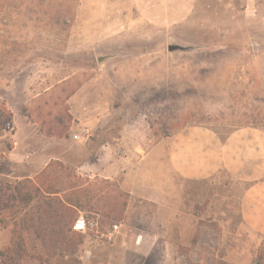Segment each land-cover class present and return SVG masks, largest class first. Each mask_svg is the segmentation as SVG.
<instances>
[{"label":"rangeland","instance_id":"374dc122","mask_svg":"<svg viewBox=\"0 0 264 264\" xmlns=\"http://www.w3.org/2000/svg\"><path fill=\"white\" fill-rule=\"evenodd\" d=\"M190 125L264 129V0H0V264H264L225 188L132 206L85 171Z\"/></svg>","mask_w":264,"mask_h":264},{"label":"crops","instance_id":"0c3cea01","mask_svg":"<svg viewBox=\"0 0 264 264\" xmlns=\"http://www.w3.org/2000/svg\"><path fill=\"white\" fill-rule=\"evenodd\" d=\"M82 138L75 141L71 137L68 144L74 146ZM115 146L103 145L102 169L91 165L85 171L105 180L119 178L129 205L170 208L177 203V197L184 198V188L191 197L193 185L213 182L225 188L222 197L235 199L243 229L264 236V129L247 125L222 137L209 127L190 125L155 140L144 138L139 147L120 150L124 156ZM112 158L125 171L113 167Z\"/></svg>","mask_w":264,"mask_h":264},{"label":"built area","instance_id":"2783aa9c","mask_svg":"<svg viewBox=\"0 0 264 264\" xmlns=\"http://www.w3.org/2000/svg\"><path fill=\"white\" fill-rule=\"evenodd\" d=\"M81 133L85 134V135H88L89 134V130H87L86 128L82 129L80 131V134L72 135V139L75 140V141L79 140L82 137ZM71 229H72V231L74 233L85 235L89 231H92V230L96 231L97 224H96V222L87 220L84 216L81 215L74 221V223L72 224V228ZM98 236L104 238V241L106 243H111L113 241L112 234H106L105 235L103 233H99ZM89 258H90V253L89 252H84V255L81 257V260L86 262V261H88Z\"/></svg>","mask_w":264,"mask_h":264},{"label":"water","instance_id":"95a60500","mask_svg":"<svg viewBox=\"0 0 264 264\" xmlns=\"http://www.w3.org/2000/svg\"><path fill=\"white\" fill-rule=\"evenodd\" d=\"M180 49H182V48H180L178 46H169L168 47L169 52H173V51L180 50Z\"/></svg>","mask_w":264,"mask_h":264},{"label":"trees","instance_id":"16d2710c","mask_svg":"<svg viewBox=\"0 0 264 264\" xmlns=\"http://www.w3.org/2000/svg\"><path fill=\"white\" fill-rule=\"evenodd\" d=\"M52 194H55V193H47L46 195H52Z\"/></svg>","mask_w":264,"mask_h":264}]
</instances>
